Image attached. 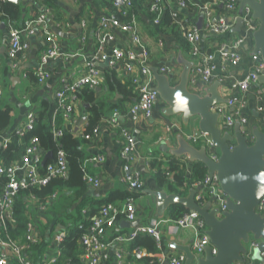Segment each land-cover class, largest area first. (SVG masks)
<instances>
[{"label":"crops","instance_id":"obj_1","mask_svg":"<svg viewBox=\"0 0 264 264\" xmlns=\"http://www.w3.org/2000/svg\"><path fill=\"white\" fill-rule=\"evenodd\" d=\"M132 1V9L134 12L133 20L136 21L141 41L149 53L150 65L152 67H158L160 71L162 68L172 69L173 72L169 75L173 80V84L177 83L178 76L183 67L179 62V58L183 56L187 60L194 62L195 60L191 57L189 52L185 51L184 47L181 46L178 37L172 31L173 28L163 25V20L158 22L155 20L156 18L152 14V5L157 3V5L161 7L163 13H172L174 11L181 12L184 21L192 26L197 27L199 21H201L202 28L200 30L203 34L204 47L208 48H214V46L219 43L220 38L211 37L206 33L205 28L207 26V21H209V19L217 21L221 18L236 20L237 18V11H228L224 4L222 6L225 0H213L215 4H213L214 2L209 3L211 11L209 17H207V11L202 6L197 5L201 4L200 1L202 0H194L193 5L189 9L179 8L177 0ZM239 3L240 1L236 4L237 9ZM17 4L21 6L23 22L20 23L19 26H16L22 28L26 20L35 18L39 15H45L49 30L52 31L58 39L59 53L57 56L49 59L44 65V69L51 73V77L43 83H39L38 80L36 81L30 76V73H34L40 67L41 54L48 47V43L45 39L46 35L42 27L35 25L33 33H23V41L28 45V48L23 53L19 61V66L13 69L7 58L9 43L6 37L9 35V27H2L1 24V27L5 30L3 32L0 49L5 46L6 51L2 53V50H0V107L11 108V122L8 128L0 133V149H5L7 147L6 145L12 132L24 129L28 114L37 111L44 99L52 98L53 93L57 90L59 85L62 84V81H64L63 83H73L79 77L88 75L92 67H95V69L103 75L105 69L109 66L106 64L105 60L101 59V53L99 51V47L101 46L99 36L100 22L102 17L110 16L111 14L116 16L120 11L114 6L112 0H47V3H45V0H24L19 1ZM244 29L246 30V25L242 31H235L229 35V38L224 37V39L228 40L244 36ZM106 34L103 53L111 55L115 49L123 51L135 49L140 55V50L128 32H124L120 28L111 25L106 30ZM253 49V39L248 37L241 48L244 59L239 64H226L223 68L215 72L216 78L221 77L225 80L218 89L221 97L238 100L244 96L246 99V105L243 107L238 106L236 102L234 105L225 104L224 115L233 117L239 113L240 117H245L247 119L246 129L249 130V135L254 126L264 131V111L258 110L259 104L253 88L250 92L244 94L242 91L232 89L229 82L243 79L252 69L253 63L250 53ZM116 70L121 79L131 83V75L126 70L124 64L118 65ZM211 83L205 84L199 81L194 86L189 84V87L193 91L205 95L206 91L204 87L209 86ZM93 88L98 91L99 96L105 93L101 86ZM120 99V94L109 96L105 99V109L108 113L98 124L99 130L97 135L94 136L92 140L88 139L89 141L84 142L82 145L86 153L84 165L88 173L100 179L99 186L96 187L87 182L85 188L84 197L90 201V204L87 205L88 207L84 212L86 214H91L94 209H100V207L105 204L104 202L111 198L113 193L128 188V185L122 182L125 162H123L121 158V150L126 136L121 128H126L127 132L137 140L135 151L129 162L131 169L144 181V190L140 193L139 197L134 199L137 207V218L135 221L131 222L127 220L124 215L118 216V220L114 227L109 228L107 232V237L109 239L113 238L117 233L124 234L130 232L137 224L146 225L155 218L157 214L156 196L151 191L163 189L159 188L152 174L150 160L151 158L162 157V160H166L172 156L176 157L172 155L171 150L178 147L177 134L182 133L183 136L187 138L189 135L188 133H193L192 131L197 132L195 129H198V121L196 119L191 120L189 128H185L181 118L178 120L166 117L161 110L163 104L158 105V103L154 107L151 117L142 116L138 121H133L129 113V106L134 100L120 103ZM86 104L88 103L76 101L74 105L75 120H71V123L78 137H82L85 124L88 120L90 104H88V107L85 106ZM116 110L120 112L117 117L119 123L117 127L113 126L110 121ZM233 126L231 127L232 131ZM193 144L200 147L203 141H199L198 143L194 142ZM212 152L218 155L219 150L215 148L212 149ZM96 155H101L102 160L97 162L91 161V157ZM178 158H184L186 160L187 168L190 171L191 164H189L187 159L185 157ZM21 159L22 155L8 163L0 160V164L9 165L20 162ZM60 197L61 196L58 195L56 200L51 202L48 207L44 205L40 207L37 205L38 202L36 201H31L29 204L35 216L34 222L36 226L43 231L41 241L31 249L30 257L37 264H51V262L52 264H56L57 259L61 255L60 244L54 241L55 234L52 235L51 229H46V226L53 228L57 221L56 210H53L52 206L56 203V208H58L60 212L64 210V202ZM124 200L125 199L111 201L118 203V201ZM59 201L60 203H58ZM166 213L162 218L167 217ZM94 215L95 214L92 216ZM12 222L15 223L16 221L12 220ZM167 225L168 224H165L163 226L164 249H158V258L162 255V252L166 254L182 252L175 249L173 246L175 244L184 245L192 241V231L183 230L177 235H170L166 232ZM56 229L58 232L61 227H57ZM26 232L27 228L25 237L21 236L17 239L10 238L8 232L6 236H2L0 233V240L12 244L9 245L7 243V245H2L0 247V252L6 256V264H8V260L11 256L18 261V264H21L14 253L13 246H20L25 243ZM172 237H175V242ZM117 245L118 244L114 243L105 250L110 261H112L111 264H116V249L123 248L127 251L131 247V242L121 243L119 246ZM124 264L147 263L145 261L135 260L133 257L126 254Z\"/></svg>","mask_w":264,"mask_h":264},{"label":"built area","instance_id":"obj_2","mask_svg":"<svg viewBox=\"0 0 264 264\" xmlns=\"http://www.w3.org/2000/svg\"><path fill=\"white\" fill-rule=\"evenodd\" d=\"M162 1V0H157ZM240 0H225L224 5L228 11H237L236 4ZM114 6L127 14L133 8L132 0H112ZM179 8L185 9L188 3H194V0H177ZM215 4V2L213 3ZM202 6L207 11V17L210 16V6L209 3L197 4ZM212 7V5H211ZM154 12H162L161 7L154 3L151 7ZM176 12H172L173 16H176ZM252 11L249 7L245 10L244 22L246 25V30L244 29V36L236 37L234 39H228L221 41L216 46H214L213 51H208V47H204L203 34L200 29L196 26L187 24L184 19H177V24L183 31L184 37L187 39L190 45V55L195 60V65L192 67L189 84L194 86L197 82L211 83L215 79L224 83V78L215 76V72L224 65L232 63L239 64L243 59V53L241 51L242 45L246 39L252 38V32L258 28V22L251 19ZM237 17V12H236ZM157 22L158 19H155ZM237 20V18H236ZM236 20H229L227 18H221L219 20L212 21L209 19L207 21V26L205 31L211 37H222L234 28ZM35 25L41 26L43 29L45 39L48 43V47L41 54L40 67L35 71L37 80L39 83H43L48 78L51 77V73L44 69L46 62L57 56L59 53V42L56 35L49 30L47 24V18L45 15H39L35 18L26 20L22 28H19L13 24L9 26V38H8V49L7 58L10 61L11 67L17 68L19 66V61L23 56V53L28 48V45L23 41V33H33ZM114 26L120 28L124 32H128L132 40L136 43V46L140 50V55L135 49L130 50H119L115 49L111 55L103 53V46L106 37V30L109 26ZM100 43L99 51L101 53V59L108 60V68L116 69L118 65L124 64L126 70L131 75V83L137 89L139 96L136 98L132 104L129 106V113L133 121H138L142 116L151 117L153 114L154 107L159 101V94L157 90L153 88L154 78L152 72V66L149 62V53L144 47L141 38L139 36L136 21L133 20L130 24H121L114 14L110 16H104L100 22ZM251 60L253 63L252 69L249 73L240 80H232L229 82L230 87L234 90L242 91L244 94L250 92L254 89V93L258 100V110L264 111V92L263 86L259 84V77L264 76V61L261 59L259 53L252 55ZM1 66V63H0ZM161 72L170 74L173 72L170 68H162ZM104 80V76L95 69V67L90 69L88 75H83L79 77L73 83H63L57 88L53 93L52 98L59 101L60 106L67 109V120H75L74 112L72 111V106L65 104L64 100L67 97L68 92H74L75 90L85 86L90 85L92 87L101 86ZM243 107L246 105V99L244 96L236 99H228V104ZM225 103V104H227ZM225 104H217L213 108L214 111L218 112L220 115V127L223 125L227 127H232L236 119L241 122V129L244 134L249 135V130L246 129L247 119L245 117H240L239 113L231 117L229 115H224ZM119 111L116 110L110 119L113 126H118L117 117ZM35 112H30L27 116L24 129L18 130L23 132L24 130L31 129L33 127ZM124 135L126 140L123 144L121 150V158L124 163V171L122 182L128 185L131 189H141L144 186L143 179L131 169L130 161L132 159V154L135 151L137 140L127 132L124 128ZM170 130V129H169ZM193 133H188V139L192 143H198L203 141V144L207 146L208 153L210 157L217 161L219 157V152L213 154L212 149L217 148L212 143L211 137L208 133L195 129ZM97 131L94 135H87L86 138L92 140L94 136L97 135ZM56 136L61 135V131H55ZM251 140L253 137L250 135ZM42 151L38 150L36 140L32 139V146H30L26 153L22 155L20 162L13 164H0V177L6 175L8 180L1 188L0 192V214L2 218V223L6 219L13 220L12 208L14 206L15 199L18 195L20 189L26 188L27 186H44L50 182L52 178H66L69 174L68 161L66 159V154L64 150L59 149L57 151L55 160L49 163L44 170H41L39 163L43 160L40 153ZM102 156L96 155L91 157V161L97 162L101 161ZM127 160V161H126ZM85 179L88 183L95 185L96 187L100 184V179L92 174H86ZM209 186L211 191V199H213L214 207L219 208V215L227 209L226 194L220 190L219 182L216 176L210 178L208 175L202 183L195 184L192 188H196L198 191L196 193L195 199L199 203L201 199L200 190ZM33 200L37 199L33 196ZM210 201V200H209ZM207 203V202H206ZM206 203H199L200 205H205ZM43 207V206H40ZM256 211L264 216V198L261 199L260 203L256 207ZM124 215L127 220L133 222L137 218V207L133 199H128L123 205H117L115 203H105L103 204L98 213L92 216L89 225L86 227L85 232L80 237V242L82 245V258L86 263L89 264H100L108 259V255L105 250L112 244H119L125 242H131L139 235H149L151 236L157 244L159 250H163V226L167 225V230L170 235H177L183 230H190L193 232V237L191 241V246L195 259L192 264H198V258L204 256L207 246H213L211 244L210 237L206 233L207 226L204 219L196 212H189L177 221H171L167 218H153L148 224H137L128 233H117L113 238L109 239L107 237V232L109 228H113L118 220V216ZM82 228V226H80ZM66 238V231L60 229L54 237L56 243H61ZM39 239V232L35 222L31 221L28 223L26 232V243L18 246H13L14 253L19 259L21 264H37L31 257V244H35ZM7 241L0 240V247L2 245H7ZM12 245L11 243H8ZM260 246L259 240L251 239L248 244L245 245L247 253L243 255L244 260L241 262H236V264H263L259 261H254L252 259V254L255 249ZM213 255H216L217 249L213 246ZM132 254L135 258L140 259L145 256H149L146 250L135 247L132 250ZM261 257L264 258V250L260 252ZM125 253L123 248H117L115 252L116 264H124ZM186 255L184 252H178L176 254H166L162 252V255L157 258L155 264H185ZM7 259L5 254L0 252V264H6ZM52 264V262H51Z\"/></svg>","mask_w":264,"mask_h":264},{"label":"trees","instance_id":"obj_3","mask_svg":"<svg viewBox=\"0 0 264 264\" xmlns=\"http://www.w3.org/2000/svg\"><path fill=\"white\" fill-rule=\"evenodd\" d=\"M211 2L214 1H200L202 4ZM45 3H47V0H45ZM192 5L193 3H188L185 9H189ZM152 14L159 21L163 20V25H167L168 27L171 26V28H173L172 31L178 37L181 46L184 47L185 51L189 52L190 45L184 37L183 31L176 23L177 19H184L182 13L176 12L177 15L173 16L170 12L160 13L153 11ZM116 18L121 24L132 23L134 19L133 9L127 14L119 11ZM22 22L21 6L10 0H0V44L5 30L1 27V24L4 23L8 28L10 24L19 26ZM225 40L227 39L220 37L219 42ZM207 50L213 51L214 48H207ZM30 76L37 81L35 72L30 73ZM103 76L104 80L101 87L104 89L105 93L101 96H99L98 91L90 85H85L74 92L72 91L66 94L67 97L64 102L71 106L73 104V112H75L74 105L76 101L90 104L88 120L85 124V130L82 133V137H78L74 132L72 123L67 120V109L60 106L57 99L46 98L41 102L38 110L35 111L33 127L24 130L23 132H19L18 130L12 132L6 145L7 147L5 149H0V160H3L6 163L12 162L25 154L27 149L32 146V139H35L38 150L42 151L40 155L43 159L48 153L52 154L44 164H42L43 160L39 163L41 170H44L49 163L55 160L59 149L64 150L66 154L69 166V174L66 178H52L50 182L44 186L29 185L26 188L20 189L12 208L13 220L16 221L15 223L10 219H6L5 222L2 223L0 214V233L2 236H6L8 232L9 237L12 239H17L21 236L25 237L28 223L35 221L34 213L29 205L31 201H34L33 196L37 199V205H44L47 207L51 202L56 200L58 195L61 196L60 198L64 202V210L60 212L58 208H56L55 203L52 208L53 210H56L57 221L53 228L46 226V229H51L52 235L57 233V227H61V229L66 231V238L60 243L61 255L57 259L56 264H89L82 258L80 237L89 225L92 215L98 213L99 209H94L91 214H86L84 212L88 207L87 205L90 204V201L84 197L85 188L87 186L85 175L89 174L84 165L86 153L82 148L84 142L89 141L86 136L94 135L96 131L98 132V124L108 113L105 109V99L107 97L120 94V103H122L124 101H133L139 96L135 86L132 83L121 79L116 69L106 68ZM10 122L11 108L0 107V133L8 128ZM55 131H61V135L56 136ZM150 169L153 172L152 174L154 175L159 188H162L165 192L174 193L179 196L187 195L190 187L202 183L207 177V167L204 163L195 162L191 164L189 171L184 158L173 156L166 160H162V157L151 158ZM7 180L8 178L6 175L0 177V192ZM143 190L144 186L141 189H131L128 186V188L123 191L113 193L111 198L104 203H115L121 206L128 199L134 200L139 197ZM200 192L201 199L198 200L199 203L204 204L211 200L209 186L201 188ZM123 199L125 200L118 201V203L111 201ZM60 201L58 203H60ZM189 212L190 210L187 207L177 204L167 211L166 218L171 221H177ZM80 226H82V228ZM37 230L39 232V239L35 244H31V249L33 246L37 245L43 237L42 229H38L37 227ZM135 247L146 250L149 253V256L140 259L135 258L132 254V250ZM124 253L125 256L128 254L135 260L145 261L147 264H155L159 250L156 241L151 236L139 235L131 241L130 249L127 251L124 250ZM111 263L112 261H110V258L108 257L107 261L100 264ZM8 264H18V261L11 256L8 260Z\"/></svg>","mask_w":264,"mask_h":264},{"label":"water","instance_id":"obj_4","mask_svg":"<svg viewBox=\"0 0 264 264\" xmlns=\"http://www.w3.org/2000/svg\"><path fill=\"white\" fill-rule=\"evenodd\" d=\"M10 1L19 3V0ZM223 4L224 2L222 6ZM247 7L252 11L251 19L258 22V28L251 34L254 49L250 55L259 53L264 61V0H240L236 24L222 38H229L231 33L243 30ZM4 26L2 23V27ZM197 28H202L201 21ZM6 38H9V35ZM0 50L5 52V46ZM108 60L109 58L105 60L106 64ZM179 62L183 67L175 84L169 74L161 72L158 67H152L153 88L159 94L158 105L163 104L161 110L166 117L179 115L185 128H189L191 120L196 119L197 128L210 135L212 143L219 150V157L214 161L205 144L197 147L182 133L177 134L178 147L171 150V153L176 157H185L189 164L204 163L207 175L210 178L216 176L220 190L226 194L228 210L219 215L220 210L214 207L213 199L205 205H200L195 199L198 191L196 188L190 187L185 196L154 190L151 192L156 196L155 217H164L171 207L178 204L187 207L191 212L196 211L204 219L208 228L206 233L217 253L213 255V246H207L204 256L198 258V264L241 262L244 260L243 255L247 253L245 245L251 239L260 241L252 259L264 264V258L260 255L264 250V216L256 211V207L264 198V131L254 126L250 134L253 137L251 140L250 135L243 133L239 119L235 120L233 131L225 125L220 127L222 120L213 108L217 104L228 102V99L219 94L221 82L215 79L209 86L204 87L205 95L195 92L189 87V76L195 62L183 56L179 58ZM259 84L263 86L264 92V76L259 77ZM51 156L52 154L48 153L42 164ZM174 238L172 237L175 242ZM173 247L185 253V264H192L195 255L191 243L175 244Z\"/></svg>","mask_w":264,"mask_h":264},{"label":"rangeland","instance_id":"obj_5","mask_svg":"<svg viewBox=\"0 0 264 264\" xmlns=\"http://www.w3.org/2000/svg\"><path fill=\"white\" fill-rule=\"evenodd\" d=\"M171 119H180V116L179 115H176V116H172Z\"/></svg>","mask_w":264,"mask_h":264}]
</instances>
